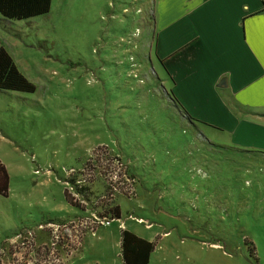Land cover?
Instances as JSON below:
<instances>
[{
    "label": "rangeland",
    "instance_id": "1",
    "mask_svg": "<svg viewBox=\"0 0 264 264\" xmlns=\"http://www.w3.org/2000/svg\"><path fill=\"white\" fill-rule=\"evenodd\" d=\"M155 8L154 0H52L48 15L15 22L10 32L0 23L1 45L37 86L0 91V159L10 176L8 196L0 195V264H8L10 245L26 241L14 257L24 264H123L118 223L82 225L64 180L76 158L126 134L145 142L147 152L128 150L145 182L119 203L125 227L156 242L149 264H264V161L230 178L213 174L197 193L187 152H166L174 142L166 114L180 119L158 87L166 75L155 52ZM205 133L230 144L227 133Z\"/></svg>",
    "mask_w": 264,
    "mask_h": 264
},
{
    "label": "crops",
    "instance_id": "2",
    "mask_svg": "<svg viewBox=\"0 0 264 264\" xmlns=\"http://www.w3.org/2000/svg\"><path fill=\"white\" fill-rule=\"evenodd\" d=\"M154 3L155 52L178 99L230 144L264 150V0Z\"/></svg>",
    "mask_w": 264,
    "mask_h": 264
},
{
    "label": "trees",
    "instance_id": "3",
    "mask_svg": "<svg viewBox=\"0 0 264 264\" xmlns=\"http://www.w3.org/2000/svg\"><path fill=\"white\" fill-rule=\"evenodd\" d=\"M51 7L52 0H0V23L10 32L9 25L48 15ZM154 36L156 48V32ZM157 60L166 75L165 78H159L161 81L158 84V87L162 90L166 108L173 109L180 119L178 120L170 112L166 114V117L170 118L166 120V130L171 133L170 139L174 141H169L166 152H175L176 149H180L179 152H187L184 169L191 173L187 179L198 184L197 193L203 192L200 191L202 190L200 181L203 182V180L212 178L213 174L218 173L219 179H221L220 177L224 172L228 171L230 178L231 174L249 168L251 164L264 161V150L218 143L210 139L205 133L206 129L212 131V129L217 130V128L194 117L186 109L173 90L175 81L167 70L165 61L159 57H157ZM150 75L157 77L158 73L152 68ZM166 81L170 83V89L163 84ZM36 90L37 86L23 74L13 56L5 47H1L0 91L34 93ZM154 92L159 95L156 90ZM177 124H181V127ZM177 130H181V137L174 134ZM168 134L166 132V135ZM133 138L130 134H126L125 139H119L115 144L107 141V145L98 148L93 155H83V158H76V164L71 166L72 172L64 180L66 186L64 194L67 202L81 211L79 216L83 218L82 221L90 223V229H95V226H97L93 223V220H96L94 215L100 218L108 217L115 220H124L125 211L119 203L118 196L123 195L133 200V194H136L145 182L143 178L145 176L139 174L138 158L136 155L128 153V150L147 152V148L143 140L137 144V141ZM195 174L197 175L195 176ZM227 182L229 183V180ZM225 187V191L224 187L220 189L222 198L229 195L230 183L229 186ZM9 190V172L0 159V195L8 196ZM217 190V188L211 190L210 196L218 197ZM206 193L209 194V192ZM127 214L130 217L134 216L133 212H127ZM135 214L139 218V214L136 212ZM48 220L47 224L51 223L50 220L52 219L49 218ZM245 242L248 244L251 253L256 256L254 244L251 241L248 242L247 239H245ZM120 247L123 264H149L156 248V242L139 236L129 228H125L121 229Z\"/></svg>",
    "mask_w": 264,
    "mask_h": 264
},
{
    "label": "built area",
    "instance_id": "4",
    "mask_svg": "<svg viewBox=\"0 0 264 264\" xmlns=\"http://www.w3.org/2000/svg\"><path fill=\"white\" fill-rule=\"evenodd\" d=\"M94 217H95L96 220L95 221L93 220V223L96 224V225L99 224L100 226H111V225H113L114 222H118V225H119V227L121 229H125L126 228L123 220H121V219L115 220V219H111V218H108V217H102V218H100V217H98L96 215H94ZM87 223H88V221H81V224L82 225H86ZM93 231H95V229H93ZM17 235H19L18 237H20L22 239L23 238V235H24V232H20ZM26 243H27V241L24 242L21 246L20 245H17L15 247V250L14 251H12L11 248L13 247L12 245H14L15 243H13L12 245H10L11 248L9 249V253H8V259H10V260H9L8 264H24V263L20 262L18 260V258L16 259L14 257H17L16 255L18 253H21L22 252V247H26ZM14 262H16V263H14Z\"/></svg>",
    "mask_w": 264,
    "mask_h": 264
},
{
    "label": "bare ground",
    "instance_id": "5",
    "mask_svg": "<svg viewBox=\"0 0 264 264\" xmlns=\"http://www.w3.org/2000/svg\"><path fill=\"white\" fill-rule=\"evenodd\" d=\"M72 196V195H71Z\"/></svg>",
    "mask_w": 264,
    "mask_h": 264
}]
</instances>
